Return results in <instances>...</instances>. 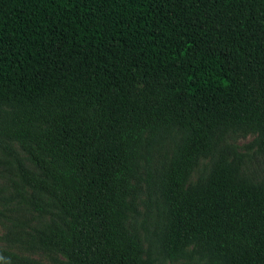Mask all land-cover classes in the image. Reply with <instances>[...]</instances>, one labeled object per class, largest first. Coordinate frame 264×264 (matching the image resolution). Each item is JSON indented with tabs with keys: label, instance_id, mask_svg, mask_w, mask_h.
<instances>
[{
	"label": "trees",
	"instance_id": "trees-1",
	"mask_svg": "<svg viewBox=\"0 0 264 264\" xmlns=\"http://www.w3.org/2000/svg\"><path fill=\"white\" fill-rule=\"evenodd\" d=\"M233 129L264 153V0H0V148L35 167L17 159L35 240L63 264H154L126 221L164 145L163 258L264 264L244 154L189 182Z\"/></svg>",
	"mask_w": 264,
	"mask_h": 264
},
{
	"label": "rangeland",
	"instance_id": "rangeland-1",
	"mask_svg": "<svg viewBox=\"0 0 264 264\" xmlns=\"http://www.w3.org/2000/svg\"><path fill=\"white\" fill-rule=\"evenodd\" d=\"M253 135L239 130H229L217 142L213 156L201 158L189 178L194 182L205 175L217 153L229 146L244 154L240 174L254 183L264 181V153L248 144ZM15 157L0 148V264H63V257L42 249L35 240V232L47 223L49 216L39 214L32 207L31 191L24 186L17 171V159L31 171L35 167L26 159L20 148L12 144ZM169 156V146L158 148L152 158L151 178L140 171V181L133 194L132 208L126 226L137 235L142 248L153 259L154 264H205L204 261L169 262L161 254L158 242L162 219V206L158 193L160 168ZM148 180V181H147ZM147 181V182H146Z\"/></svg>",
	"mask_w": 264,
	"mask_h": 264
}]
</instances>
